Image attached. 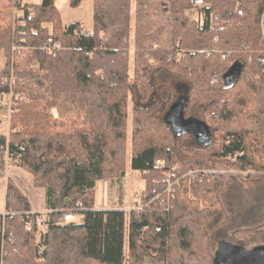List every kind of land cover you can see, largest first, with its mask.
I'll return each mask as SVG.
<instances>
[{"label":"trees","instance_id":"obj_1","mask_svg":"<svg viewBox=\"0 0 264 264\" xmlns=\"http://www.w3.org/2000/svg\"><path fill=\"white\" fill-rule=\"evenodd\" d=\"M91 1L90 31L79 23L63 26L55 0H41L31 14L26 9L24 25L0 24L6 58L0 94L22 99L10 114L7 138L0 136V149L32 176L33 187L44 190L50 211L37 246V233L19 219L31 209L28 200L7 180L4 210L12 214L0 225V264H213L205 232L224 211L214 207L215 199L209 207L197 203L207 202L219 181L210 171L188 180L190 170L210 167L174 160L170 144L176 136L156 121L161 102L153 99V77L175 68L193 86L186 108L194 94V103H203L206 115L228 128L212 156L234 159L239 169L264 168V0H202L194 18L187 14L190 0ZM55 42L60 48L51 49ZM13 46L29 47L37 68L15 64ZM130 62L137 102L127 163ZM235 64L237 78L226 85L222 78ZM203 122L212 140L198 150L214 142V127ZM127 168L144 182L140 205L129 211L96 208V182L123 178ZM165 170L179 177L166 191ZM66 213L80 220L60 222Z\"/></svg>","mask_w":264,"mask_h":264},{"label":"rangeland","instance_id":"obj_2","mask_svg":"<svg viewBox=\"0 0 264 264\" xmlns=\"http://www.w3.org/2000/svg\"><path fill=\"white\" fill-rule=\"evenodd\" d=\"M18 2L20 3L18 6ZM41 0H0V19L1 26H9L13 28L15 26H21L25 24L24 11L27 9L28 12L35 9L34 5L39 4ZM55 7L57 8L61 24L67 26L71 23H79L85 31H90L92 29V17H93V4L91 0H83L76 7H71L69 5V0H55ZM22 9V11H19ZM32 13V12H31ZM188 16L194 18L197 15L195 9L191 8L187 11ZM48 28H51V24H46ZM264 41V40H263ZM13 45V44H12ZM16 49V54L14 58V63L18 64L21 67H27L36 69L37 64L35 61L31 60V51L30 48L25 46H13ZM132 48H130V60L132 57ZM6 61L5 55L3 52H0V69L3 67ZM168 73L167 84L164 82L153 80L154 86V100H160L162 97L160 109H156V121L162 127H166L162 122V116L168 107L176 100L179 90L181 91L183 87L181 85H176L177 82H186L189 84L190 88L193 86L190 84L188 77L185 75L179 74L175 68L168 67L167 70L160 69ZM13 74V72H12ZM11 74V82L13 81V75ZM132 65L129 63L128 71V119H127V139L125 146V156L127 163L129 162L130 156V128H131V107L137 102V95L134 90L133 80H132ZM3 80V79H2ZM5 82V79H4ZM176 86V87H175ZM192 90V89H191ZM190 90V91H191ZM7 94L1 96V101L4 105L0 104V114L2 112H7L9 114L15 111H10L8 106L5 104V101L8 100ZM196 96L191 95V104L185 110L184 118L186 121L185 126L197 128V124H194L191 121H188V118L198 117L201 120H207L210 123L211 128H213V144L210 148L206 150H198L193 144V140L190 135L182 134L180 137H175L172 139L170 147L172 150V155L174 160L179 161L180 164L187 166H193L196 161H199L202 164H207L211 170H190L188 173V180H195L196 174H204L207 172H213L218 178L219 185L216 190L210 192L211 195L207 196V202H202L199 200L197 205L200 208L209 207L210 202L216 200L217 204H214V207L224 211L223 219H220L218 222L214 223L212 228L207 230L206 237L208 238V244L210 253L213 256L214 251L217 248V243L220 240L225 242L236 244L242 246L245 249H251L256 246L264 245V226L262 231H256V227L264 224V168L258 166L259 169H239L234 164V159L219 158L212 156L211 153L215 152L222 140L223 132L225 129L222 128L219 123H214L212 115H206L207 109L203 103L195 104L194 101ZM12 100L19 102L22 99H19L18 94L16 98L12 97ZM1 103V102H0ZM15 104V106H16ZM2 107V108H1ZM5 116V117H7ZM8 126V127H7ZM8 128L9 133V121L0 118V131ZM1 151V150H0ZM5 150L3 149L0 152V213L3 211L4 207V191L5 184L7 183V178L13 180L16 185L22 190L26 195L31 206L35 209L44 208L45 203V193L41 188H35L32 185V176L26 172L24 169L19 168L13 165L11 161L7 164L5 160ZM174 168H178V164L173 163ZM138 175V174H136ZM131 176V173L128 172L125 183L128 181V178ZM140 176V175H138ZM200 176V175H199ZM141 177V176H140ZM199 180L202 179V175ZM178 176L175 175V178H172L170 182L178 180ZM110 181L111 188L113 190L112 197L114 202L121 192H124L123 187V178L118 180L116 179H105ZM123 180V182H122ZM14 183V184H15ZM105 183V181L100 180L96 183V196L100 194V187ZM143 182L139 179L135 183L132 190L133 201L127 207L135 206L134 202H138L140 205V196L143 191ZM171 194V193H169ZM96 197V199H98ZM191 200H195L194 196L190 195ZM215 199V200H214ZM97 201V200H96ZM113 206V205H112ZM212 207V206H211ZM32 210V209H31ZM2 211V212H1ZM79 216H74L72 221H79ZM127 229V225H126ZM42 239V238H41ZM37 235L35 238V245L37 246L42 242ZM150 251H154L150 249ZM189 257H195L194 252L190 251L188 254ZM40 260V259H39ZM146 263H150L149 259L145 260Z\"/></svg>","mask_w":264,"mask_h":264},{"label":"water","instance_id":"obj_3","mask_svg":"<svg viewBox=\"0 0 264 264\" xmlns=\"http://www.w3.org/2000/svg\"><path fill=\"white\" fill-rule=\"evenodd\" d=\"M240 67L238 64L223 76L226 85L232 84L237 78ZM187 104V95H181L169 108L163 117V121L169 130L176 136L191 134L198 146H206L211 142L212 132L208 126L196 118H188V121L197 124V128L185 126L184 109ZM213 264H264V245L245 249L242 246L220 240L213 256Z\"/></svg>","mask_w":264,"mask_h":264},{"label":"crops","instance_id":"obj_4","mask_svg":"<svg viewBox=\"0 0 264 264\" xmlns=\"http://www.w3.org/2000/svg\"><path fill=\"white\" fill-rule=\"evenodd\" d=\"M156 80V82L159 80V81H161V82H164V84H167V80H168V73L167 72H165V71H163V70H157L156 72H155V74H154V77H153V80ZM176 85H181L182 87H183V89L180 91L179 90V93H178V96H177V98H176V100L181 96V95H187L188 93H189V91H190V86H189V84H187L186 82H183V81H179V82H177L176 83ZM176 87V86H175ZM160 100H162V97H160ZM175 100V101H176ZM174 101V102H175ZM1 103V105H4V103H2V101H0ZM173 102V103H174ZM172 103V104H173ZM171 104V105H172ZM170 105V106H171ZM5 106V105H4ZM170 106L168 107V109L166 110V112L169 110V108H170ZM6 107V106H5ZM2 108V107H1ZM6 110H7V112H2L1 114H0V118L1 119H5V120H7L8 121V114H9V112H8V109L6 108ZM185 110H186V108L184 109V113H185ZM166 112H164V114H163V116H162V122L164 123V125L167 127V125L165 124V122L163 121V117L165 116V114H166ZM5 116H7V117H5ZM193 118H196V119H198V120H201V119H199L198 117H194L193 116ZM201 121H203V120H201ZM8 127V126H7ZM7 135H8V128H6V129H4V130H2V131H0V136H3L4 138H7ZM188 135H190L191 136V138H192V140H193V144L196 146V148H202V147H206V146H198L196 143H195V138H194V136L193 135H191V134H188ZM212 140V139H211ZM5 150L4 152H5V160H6V162H7V164H9V161H10V159L8 158V155H7V150H6V148H1L0 150L2 151V150ZM0 151V152H1ZM10 166H15V165H10ZM128 172L129 173H131V176L128 178V181L125 183V179L127 178V174H128ZM136 174H138V175H140L141 176V174L138 172V171H134V170H131L130 168H127L126 169V172H125V176L123 177V180H124V182H123V180H122V182L124 183L123 184V187H124V192H121V195L119 196V198H117L116 200H115V202H114V198L112 197V192H113V190H112V188L110 187L111 186V183H110V181H108V180H103V181H105V183L100 187V194H99V196L97 197L96 196V189H95V207L96 208H100V209H122V210H124V211H129L130 209H132L133 207H127V206H129V204H131L132 203V201H133V198H134V196H133V193H132V190H133V188H134V185H135V183H137V181H139V179L143 182V180H142V178L140 177V176H138V175H136ZM8 179H10V178H7V180ZM13 181V180H12ZM7 182V181H6ZM14 182V181H13ZM15 183V182H14ZM96 183H98V181L96 182ZM143 184H144V182H143ZM15 185H16V183H15ZM18 188H19V186L18 185H16ZM144 186V185H143ZM5 187H6V184H5ZM95 187H96V184H95ZM20 189V188H19ZM21 190V189H20ZM21 192H22V190H21ZM23 193V192H22ZM24 194V193H23ZM45 195V194H44ZM24 196L26 197V195L24 194ZM96 197L98 198V199H96ZM27 198V197H26ZM4 199H5V191H4ZM27 200H28V198H27ZM97 200V201H96ZM28 203H29V205H30V208L33 210V211H44V210H47V208H46V204L44 203V208H42V209H34L32 206H31V203L29 202V200H28ZM136 202H134V204H135ZM113 205V206H112ZM3 210H4V207H3ZM2 212V211H1Z\"/></svg>","mask_w":264,"mask_h":264},{"label":"built area","instance_id":"obj_5","mask_svg":"<svg viewBox=\"0 0 264 264\" xmlns=\"http://www.w3.org/2000/svg\"><path fill=\"white\" fill-rule=\"evenodd\" d=\"M190 3L192 5V8L196 10H198L199 8H202L204 6V3L202 0H190ZM19 11H22V9H19ZM32 12V10H31ZM31 12H29L31 14ZM239 14H241V12L239 11L238 12ZM51 43L48 42V47ZM48 47H44V48H47L49 49ZM60 48V44L58 43H53L51 45V49H58ZM13 50H15V47H13ZM2 95H5V94H0V101H1V96ZM7 96L9 97L7 102L5 101V104L8 106L9 110L12 112L13 110L15 111L16 109H14V105L16 104V100L13 101L12 100V97L13 98H16V95L14 96L12 94V92H9L7 94ZM19 96V95H18ZM20 98H22V96H20ZM160 164H162V166H164L165 162L164 161H160ZM173 170L176 168H174V166H172ZM164 182H165V187H164V190H169L171 188V184H170V180L172 178H175V174L174 172L171 170H165L164 171ZM179 181V178L178 180ZM175 182H176V179H175ZM50 213L49 210H44V211H33V210H27L25 212H23V215L20 216V221H23L24 224H25V229L28 231V232H35L37 233V236L40 237V233L42 231H44L45 229V225H44V221L46 219V216L47 214ZM12 213L10 212H7V211H3L2 213H0V225L1 223H3L6 219V217L8 215H10ZM72 219V215L71 214H65L64 216L60 217L59 218V221L60 222H67L69 220ZM1 229H2V225H1Z\"/></svg>","mask_w":264,"mask_h":264}]
</instances>
